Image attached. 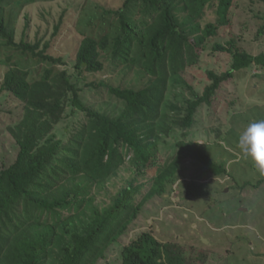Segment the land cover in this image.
<instances>
[{"label": "trees", "instance_id": "1", "mask_svg": "<svg viewBox=\"0 0 264 264\" xmlns=\"http://www.w3.org/2000/svg\"><path fill=\"white\" fill-rule=\"evenodd\" d=\"M35 1L13 0V4L19 8ZM233 1L124 0L118 10L106 11L119 24L111 46L107 36L83 38L73 70L77 77L104 72L101 56L109 51L106 56L112 68L135 67L149 77L139 88L87 84L113 97L120 107L115 115L84 105L81 89L65 70L56 75L45 70L36 80H29L18 68L5 73L0 90L21 104L22 117L8 128L18 148L16 158L0 169V264H95L144 204L165 193L183 160L199 162L214 176L225 174L199 145L184 139L176 143L170 162L158 165L156 152L162 136L193 125L197 110L209 106L221 83L235 72L251 66L264 70L263 53L250 55L231 40L225 46H212V52L230 56V65L224 73L207 72L211 83L201 95L184 77L186 69L198 63L207 40L229 23ZM6 3L0 0L4 45L43 63L59 64L60 60L46 53L47 44L39 49L38 43L15 42L14 25L4 18ZM210 9H215L216 23L202 26L204 13ZM263 32L264 26L259 34ZM175 87L190 92L180 107L167 99ZM67 107L83 119L71 121V115L65 114ZM65 121L62 130L56 129ZM125 165L139 177L154 168L148 187L130 182L109 207H98L96 191ZM186 192L205 195L194 183L188 184ZM120 258L121 264H186L170 246L159 244L149 234L123 247Z\"/></svg>", "mask_w": 264, "mask_h": 264}, {"label": "rangeland", "instance_id": "2", "mask_svg": "<svg viewBox=\"0 0 264 264\" xmlns=\"http://www.w3.org/2000/svg\"><path fill=\"white\" fill-rule=\"evenodd\" d=\"M7 2L4 18L14 25L15 42L38 43L39 49L47 44L46 53L60 63H43L28 53L6 47L0 39V87L5 73L13 68L25 71L29 80L39 79L45 70H51L54 75L65 70L81 89L84 105L115 115L120 107L113 97L104 89L87 84L103 82L114 87L139 88L149 82V77L135 67L112 68L106 56L109 51L101 56L106 64L104 72L77 77L73 70L83 38L99 40L107 36L111 46L118 33V18L105 12L118 10L124 0H36L19 8L13 0ZM214 10L205 11L202 26L216 23ZM228 21L207 40L198 63L184 73L187 83L199 95L211 83L208 71L220 74L229 69L230 56L212 52L213 45L225 46L235 40L241 51L253 56L264 54V32L259 34L264 26V0H234ZM187 98H190L189 90L181 87L173 88L167 97L179 107ZM71 110L67 107L65 113L71 115V121L83 119L82 115H72ZM21 117V104L0 90V169L16 158L18 148L8 128ZM194 119L189 129L174 128L169 136L161 137L156 152L158 165L170 162L176 154V143L184 139L199 145L213 163L225 169V174L214 176L199 162L183 160L165 193L144 204L136 219L95 264H121L123 247L143 234L170 246L186 264H264V172L243 158L236 147L244 127L251 121L264 119V70L251 66L235 72L232 79L221 83L211 104L197 110ZM67 123L56 129L62 130ZM153 171L150 167L147 175L139 177L125 165L96 191L95 204L109 207L130 182L143 183L147 188ZM190 183L202 187L205 195L188 196Z\"/></svg>", "mask_w": 264, "mask_h": 264}, {"label": "clouds", "instance_id": "3", "mask_svg": "<svg viewBox=\"0 0 264 264\" xmlns=\"http://www.w3.org/2000/svg\"><path fill=\"white\" fill-rule=\"evenodd\" d=\"M236 147L243 158L264 172V119L249 122L240 133Z\"/></svg>", "mask_w": 264, "mask_h": 264}]
</instances>
